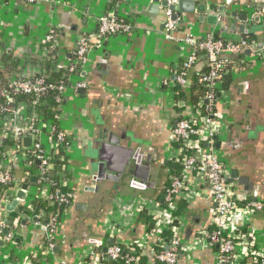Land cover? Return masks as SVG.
Segmentation results:
<instances>
[{"label":"crops","instance_id":"1","mask_svg":"<svg viewBox=\"0 0 264 264\" xmlns=\"http://www.w3.org/2000/svg\"><path fill=\"white\" fill-rule=\"evenodd\" d=\"M112 1H0V75L7 78L36 76L44 71L42 62L52 54L43 53L46 47L42 40L49 26L57 29L59 43L57 52L53 53L58 54V68H65L72 59L78 37L95 30L97 18L110 12L131 17L134 25L132 34L115 37L90 54L86 69L76 79L84 81L85 88L80 89L84 94L77 90L73 97L72 91H68L72 97L62 110L59 125L72 138L67 189L72 191L73 201L61 220L51 255L43 257L50 260H43L42 264H77L82 253L93 250L100 254L114 243L124 246L141 243L146 264H160L153 253L163 227L148 236L151 218L141 214L130 220L117 201L156 203L163 207V222L168 224L172 211L166 210L164 194L177 167L168 159V148L172 145L171 128L180 113L171 106L166 89L168 83L175 82V73L187 51L179 39L188 35L203 38L213 34L237 42L252 37L249 50L229 57L235 63L215 87L216 111L222 125L215 148L230 172H237L238 178L233 183L238 200L264 201V62L252 60L250 55L264 46V0H188L203 5L205 12L180 14L176 19L179 28L172 40L164 37L166 8L161 2L123 0L120 7L112 9L109 5ZM174 3L169 1V5ZM211 17L215 20L209 21ZM13 62L17 65L5 68ZM204 67L201 62L193 66L185 88ZM110 135L115 143L108 145L105 156L120 167L130 155L139 153L141 164L149 167L146 180L139 177L144 175L142 170L136 174L131 170L130 175L115 180L96 178L101 145L108 143ZM23 139L22 144L27 147ZM3 142L0 149L10 155ZM124 150L130 155L124 156ZM129 166L134 167L131 159ZM13 172L15 184L27 189L24 199L14 208L16 217L11 220L14 246L9 254L6 245H0V263L5 254L10 260L21 262L35 252H44L46 247L38 220L23 214L25 208L40 198L34 187L36 178L27 177L21 163L13 165ZM105 175L116 176V173ZM200 193L187 203L180 234L184 246L175 264L215 262L217 247L196 240L198 231L210 229L215 207L207 197L206 188L201 187ZM9 198L0 207L6 220H10V213L5 207L16 197ZM18 207L23 211L18 212ZM113 227H117L115 231ZM247 229L257 233V245L264 249V218L260 214L247 217L237 212L230 230L242 233ZM110 240L113 243L109 245Z\"/></svg>","mask_w":264,"mask_h":264},{"label":"built area","instance_id":"2","mask_svg":"<svg viewBox=\"0 0 264 264\" xmlns=\"http://www.w3.org/2000/svg\"><path fill=\"white\" fill-rule=\"evenodd\" d=\"M1 1V0H0ZM33 3L36 0H26ZM1 4V3H0ZM174 13L168 8L164 11V37L167 40L175 38L179 28ZM117 14L107 13L96 19L97 27L83 33L78 37L75 48L72 52V59L69 60L66 68L69 75L64 77L58 85L46 83L44 73H37L36 76L12 77L8 82V89L14 93L25 95H39L48 90H56L58 95L54 98L57 107L63 113L67 107L70 97H76L75 92L85 88L84 81L76 80L77 75L86 69L90 54L102 48L105 43L118 36L130 35L134 31L133 19L120 17ZM186 47V54L176 71L175 82L168 83L166 93L173 108L181 110V116L171 128L172 145L168 148V159L171 163L181 167L179 176L171 177L169 187L164 194L166 210L171 211L175 199H182L186 203L198 198L201 187L206 188L207 197L215 203L210 218V229L198 231L196 240L200 243H207L216 246L214 264H264V249L257 245L258 236L252 229L242 233L230 230V224L237 212L250 217L260 214L264 218V202L256 199L238 200L236 189L230 178L228 164L220 157L215 148V141L221 134V122L216 111V90L215 87L230 63L229 57L242 55L245 50L251 48V43L235 41L233 38H215L209 34L203 38L192 35L179 39ZM46 47L44 55L57 52L58 38L57 29L48 27L47 33L42 40ZM204 52L206 57L207 71L199 74L198 84L204 89L198 101L194 104L188 100H177L176 95L179 89L185 88L187 78L193 66L196 64L197 53ZM252 60L264 62V46L250 53ZM72 91V96L68 91ZM7 98V90L0 91V99ZM65 101V102H64ZM5 117L0 118V140L11 139L13 148L10 155L0 150V184H15L13 165L21 163L27 177L35 176V188L40 198L47 201L48 206L53 209L61 207L60 214L50 211L47 215H25L26 218H36L37 225L45 235L46 250L35 252L33 257H45L51 255L54 247L56 234L61 225V220L66 216L73 201V193L67 189L69 184V155L73 152L72 138L60 127L50 125L43 121L34 111L27 112L20 104L16 109L0 108ZM61 113V114H62ZM61 114L57 117L60 120ZM26 136L31 138L28 147H24L22 139ZM207 145V147L205 146ZM36 161L38 165L32 168L28 159ZM57 159L61 161L62 168L59 172V182L55 184L45 175L51 168V162ZM21 189L16 187L4 203L16 197ZM133 199L117 201L121 211L126 212L130 220L136 219L141 214H146L154 223V228L149 230L148 236L157 229L166 227L163 222V207L156 203H133ZM136 202V201H135ZM3 206V205H2ZM1 207V206H0ZM0 240L9 248L14 246V232L7 229L4 211L0 209ZM172 213V212H171ZM176 221L170 227L172 238L168 243L159 237L155 244L153 256L160 264H175L178 260V253L183 249V242L180 234L184 226L183 216L172 217L168 224ZM117 227H113L115 231ZM141 243L121 245L114 243L106 248L103 253H96L89 250L82 253L77 264H140L143 257ZM8 253V251H7ZM0 264H32L31 259L21 262L12 261L7 254ZM250 258L247 262L245 259Z\"/></svg>","mask_w":264,"mask_h":264},{"label":"trees","instance_id":"3","mask_svg":"<svg viewBox=\"0 0 264 264\" xmlns=\"http://www.w3.org/2000/svg\"><path fill=\"white\" fill-rule=\"evenodd\" d=\"M122 3H123V0H113L109 5H110V8L115 9V8H117L116 6L120 7V5ZM96 27H97V25H96ZM214 37L220 38L218 35H214ZM251 39H252V37L248 38L246 40V42L247 43L251 42ZM3 61L5 63V61H7V60H5V58H4ZM200 62L204 63V65H205V67L202 69V71L200 73L206 72L207 66H206V57L204 56V52L197 53L196 63H200ZM234 63L235 62L230 61V63L227 65L226 69H224V73L229 68H231ZM16 65H17L16 62H13V63H10V65H5V68L11 69V67L16 66ZM42 67L44 69L43 75L45 76L46 83L58 85L62 82L64 77H67L70 74L66 67L65 68H63V67L58 68V54L57 53L50 54L49 59L42 62ZM200 73H198L196 76H194V80L191 81V84L188 85L187 88L179 89V91L176 95L177 100H179V99L180 100H188L192 104H194L198 101L200 95L204 92V89L198 84V81H197ZM80 75L81 74H78L77 77H80ZM10 79L11 78H7V77L0 75V91L1 90H7L9 98L12 99V102H8L6 97L1 98L0 99V108L5 107V108H9V109H16L18 107V105L22 104L25 107L27 112L34 111L36 113L35 115L39 116V118L42 119L43 121L49 123L50 125L60 127L59 121H57V117L62 112H61V110L58 109L57 104L54 101V98L58 95L56 90H48L45 93H42L39 95H25V94H21V93H14L13 91L8 89V82L10 81ZM215 96H216V93H215ZM178 111L180 113L179 115L181 116V110H178ZM5 115H7V114H4L3 112L0 111V118L5 117ZM1 142H3V141L0 140V143ZM3 146L8 147L9 151H10L13 148L12 140L11 139H5V141L3 142ZM1 151H4V150H1ZM28 161L31 162L32 168L34 166H36V161H33L30 158L28 159ZM0 162H1V157H0ZM62 164L63 163L61 161L54 159L51 162V168L47 171V173L45 175L47 178H49L55 184H58V182H59L58 175H59V172L61 171ZM181 170H182L181 167L177 165V167L175 169H173L171 176H170V179H171V177L179 176L181 174ZM16 187H18L16 184H14V185L13 184H7V185L0 184V206L2 205V203H4L6 201V199L10 195V193ZM64 190L68 191L69 189H64ZM262 202H264V201H262ZM186 207H187L186 201H184L182 199H175L174 204H173V208L171 209V211H172L171 216L172 217L183 216L185 213ZM50 211H54V212L60 214V212L62 211V208L61 207H55V208L51 209L48 206L47 201L39 198L38 200L31 203L29 205V207L25 208L23 214L38 216L41 214L47 215V213ZM175 223H176V221H173L170 224H166L167 225L166 227H163L162 229L159 230V235L164 240L165 243H168L170 241V239L172 238V233L170 231V227ZM148 226H149V230H152L154 228V223L151 221ZM7 230H11V227H7ZM14 243H15V238H14ZM12 248H10V247L8 248L7 246H5V249H6L5 251L9 250L8 252H9V254H11ZM45 250H46V247H45ZM180 254H181V251H179L178 257L180 256ZM30 259H31L32 264H42L43 260H44V262H45V260H46V262H49V260H50L49 258L43 259V257H41V256H38V257L31 256ZM249 259L250 258L245 259V262H247ZM115 264H123V263L121 262V263H115ZM140 264H146L145 259L141 258ZM242 264H244V262Z\"/></svg>","mask_w":264,"mask_h":264},{"label":"water","instance_id":"4","mask_svg":"<svg viewBox=\"0 0 264 264\" xmlns=\"http://www.w3.org/2000/svg\"><path fill=\"white\" fill-rule=\"evenodd\" d=\"M154 4H157L159 2L160 5L162 7L168 8L170 11H172L174 13L173 15V19H177L180 17V14H191L194 11L201 13L202 15L205 12V7L203 5H196L194 2L192 1H188V0H153ZM169 1H174L176 3H174V5H169ZM157 8H159V5H156ZM156 7H153V10L155 11ZM175 12H177L179 15L175 14ZM213 18V17H211ZM244 18H246L244 16ZM256 18V20L258 19L257 16L254 17ZM253 18V19H254ZM209 21H214L215 19H208ZM241 29V28H240ZM78 93L80 95L84 94V90H80L78 91ZM113 137V135H110V138L108 140V143H103L101 145V151H100V164L98 165V174H97V179H106V180H115V179H119L122 175H127V174H131V170H134V174H136L137 172H139L140 170H142L144 172V175L139 176L140 179L142 181L147 179V174H149V167H145L143 166V164H141V155L139 153H134L133 155H130L128 151H122L123 155L125 154L126 156L130 155L127 161H123V163L120 165V167H117L116 164L114 162H111L107 156H105L104 151L107 150L108 145L112 144L113 142L115 143V141H113V139H111ZM24 145L25 146H29L31 143V139L30 137H27L25 139H23ZM207 147V145H205ZM119 150V149H118ZM122 150V149H120ZM119 150V151H120ZM128 152V153H126ZM124 155V156H125ZM133 160L134 161V167L133 169L129 166V161ZM114 171V173H116V176H111V175H105L106 172H111ZM237 172L233 171L230 173V178L231 181H234V179H237ZM26 186H23L22 189L17 193L16 198L14 200H10V202L6 205V210L10 213L9 214V219L10 220H6L5 221V225L7 227H11L12 226V219H14L16 217V212L14 211V208L17 207L19 205V201H22L25 197V191H26ZM18 212H22L23 208L22 207H18L17 208ZM7 229L3 230L2 234L6 235L7 234ZM113 241L110 240L109 241V245L112 244ZM4 244L2 240H0V245ZM106 249L103 250V252H105ZM109 264H113V263H109Z\"/></svg>","mask_w":264,"mask_h":264},{"label":"rangeland","instance_id":"5","mask_svg":"<svg viewBox=\"0 0 264 264\" xmlns=\"http://www.w3.org/2000/svg\"><path fill=\"white\" fill-rule=\"evenodd\" d=\"M69 158H70V159H72V154H71V155H69Z\"/></svg>","mask_w":264,"mask_h":264}]
</instances>
